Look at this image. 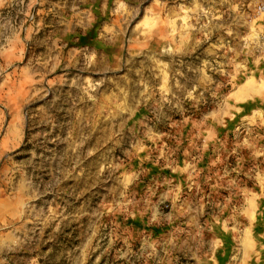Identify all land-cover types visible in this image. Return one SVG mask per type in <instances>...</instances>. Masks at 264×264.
<instances>
[{
    "label": "rangeland",
    "instance_id": "1",
    "mask_svg": "<svg viewBox=\"0 0 264 264\" xmlns=\"http://www.w3.org/2000/svg\"><path fill=\"white\" fill-rule=\"evenodd\" d=\"M0 264H264V0H0Z\"/></svg>",
    "mask_w": 264,
    "mask_h": 264
}]
</instances>
